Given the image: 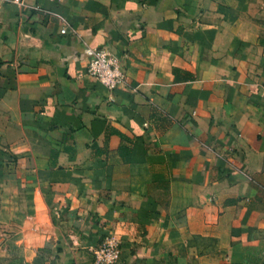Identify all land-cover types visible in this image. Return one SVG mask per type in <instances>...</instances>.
I'll use <instances>...</instances> for the list:
<instances>
[{
	"label": "crops",
	"instance_id": "obj_1",
	"mask_svg": "<svg viewBox=\"0 0 264 264\" xmlns=\"http://www.w3.org/2000/svg\"><path fill=\"white\" fill-rule=\"evenodd\" d=\"M107 235L111 264H264V0H0V264Z\"/></svg>",
	"mask_w": 264,
	"mask_h": 264
},
{
	"label": "built area",
	"instance_id": "obj_2",
	"mask_svg": "<svg viewBox=\"0 0 264 264\" xmlns=\"http://www.w3.org/2000/svg\"><path fill=\"white\" fill-rule=\"evenodd\" d=\"M82 56L85 59L84 72L106 85L110 93L124 81V63L116 51L102 45H85ZM120 254L119 240L114 236L107 235L102 243L93 250L92 264H111L119 259Z\"/></svg>",
	"mask_w": 264,
	"mask_h": 264
}]
</instances>
